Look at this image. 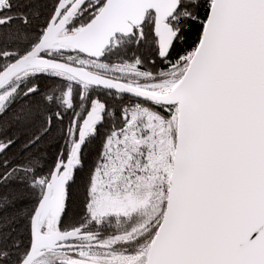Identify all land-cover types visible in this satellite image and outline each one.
I'll return each instance as SVG.
<instances>
[{
	"label": "snow or ice",
	"instance_id": "obj_1",
	"mask_svg": "<svg viewBox=\"0 0 264 264\" xmlns=\"http://www.w3.org/2000/svg\"><path fill=\"white\" fill-rule=\"evenodd\" d=\"M0 264H264V0H0Z\"/></svg>",
	"mask_w": 264,
	"mask_h": 264
}]
</instances>
